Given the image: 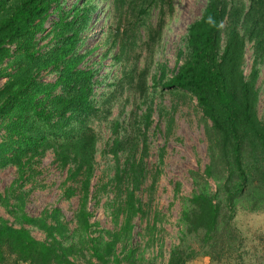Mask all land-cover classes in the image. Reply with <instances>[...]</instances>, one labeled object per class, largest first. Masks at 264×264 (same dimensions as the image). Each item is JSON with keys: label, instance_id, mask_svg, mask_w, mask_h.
<instances>
[{"label": "trees", "instance_id": "obj_1", "mask_svg": "<svg viewBox=\"0 0 264 264\" xmlns=\"http://www.w3.org/2000/svg\"><path fill=\"white\" fill-rule=\"evenodd\" d=\"M108 1L78 0L67 9L69 0H0V170L15 167L26 181L52 152L67 172L65 197L80 195L73 229L60 209L30 217L23 212L24 194L0 196L21 225L0 217V264H156L146 253L156 243L160 215L151 220L140 194L149 174V132L159 87L190 95L210 122L209 164L204 173L192 172L196 188L183 199L179 244L167 264H193L202 257L211 264H264V234L251 239L237 223L240 214L264 213V122L258 112L264 0H208L201 18L188 28L186 51L173 76L168 79L163 68L152 88L148 69L122 64L108 84L110 77L102 71L108 60L114 68L127 59L119 55L137 44L134 33L147 27L159 0H116V29L104 32L102 45L83 52L96 2ZM149 36L155 42L153 31ZM248 45L253 68L246 76ZM102 48V57L92 61ZM51 75L55 80L47 82ZM103 86L108 91L101 92ZM129 88L143 100L141 118L126 125L110 121ZM96 123L111 125L105 153L112 156L114 173L93 194L100 142ZM110 189L114 198L107 212L113 229H104L93 221L89 204ZM144 219L149 220L146 229L138 233L135 223ZM25 225L44 233L45 240ZM140 237L146 239L144 249Z\"/></svg>", "mask_w": 264, "mask_h": 264}, {"label": "rangeland", "instance_id": "obj_2", "mask_svg": "<svg viewBox=\"0 0 264 264\" xmlns=\"http://www.w3.org/2000/svg\"><path fill=\"white\" fill-rule=\"evenodd\" d=\"M78 0H69L67 9H70ZM208 0H159L150 11L147 27L140 29V33H134L133 40L137 44L130 48V52L120 57H127L114 68L111 60L106 61L104 76L121 69V65H127L130 70L136 66L138 71L149 70L147 83L153 87L154 78L161 75L163 68L167 71L168 79H171L177 68L181 51H186V37L189 26L199 20L207 6ZM98 4L99 9L93 17L90 30L87 33V42L83 52L97 47L103 43L104 32L114 31L117 27L114 18L116 0ZM126 26V25H125ZM128 27V26H127ZM155 33V42L150 41L149 33ZM159 33L158 35H156ZM148 47H147V43ZM150 45V46H149ZM105 49L98 50L93 57L97 60L105 53ZM118 48L114 50V55ZM181 61L180 64H182ZM253 68V52L248 45L244 72L249 76ZM260 77L258 80L259 104L258 112L264 122V63L258 66ZM120 76V74H119ZM47 82H53L55 76H47ZM111 77L106 81L108 84ZM4 81H0V87ZM162 86V85H159ZM150 88L149 92L153 90ZM101 92L108 91L102 87ZM155 113L153 126L150 129V154L146 159L149 174L143 186V194H140L146 210H151V220L155 214L160 215L156 243L147 250L146 257L154 260L156 264H167L171 250L179 244L183 211V199L191 197L195 191L192 172L204 173L209 164V141L207 126L210 122L205 120L195 99L190 95L172 94L167 89H154ZM140 94L133 88L126 90L124 96L116 106L110 121L119 119L123 124H132L140 119L145 106L142 105ZM143 107V108H142ZM94 128L100 137L97 154V170L93 180V194L97 187L109 183L114 170L112 156L106 155L108 144L111 142L112 133L109 123H96ZM164 152V160L160 161V155ZM158 173L157 184L151 189L153 179ZM32 176L28 173L26 181L20 179L15 167L0 170V196L15 194L25 195L23 212L30 217H41L45 212L60 209L65 221L70 223L73 229L74 213L80 205V195L71 199L64 195V184L67 179L66 170H62L55 162L52 152H48L42 161L33 168ZM213 189L215 184L210 181ZM179 188V192H177ZM114 198L112 190L102 193L96 199L91 200L89 208L94 215V222L100 223L104 229H113L111 216L107 212L109 202ZM11 204H15L11 200ZM0 217L5 218L15 227H20L16 216L8 212L0 202ZM148 219L136 221L137 232L144 233ZM237 223L244 233L254 238L255 233L264 234V213L240 214ZM32 235L38 240H45V235L37 228L25 225ZM138 244L142 249L146 246V239L140 237ZM80 261V260H79Z\"/></svg>", "mask_w": 264, "mask_h": 264}, {"label": "crops", "instance_id": "obj_3", "mask_svg": "<svg viewBox=\"0 0 264 264\" xmlns=\"http://www.w3.org/2000/svg\"><path fill=\"white\" fill-rule=\"evenodd\" d=\"M193 264H211L210 259L207 257H202L197 259Z\"/></svg>", "mask_w": 264, "mask_h": 264}]
</instances>
